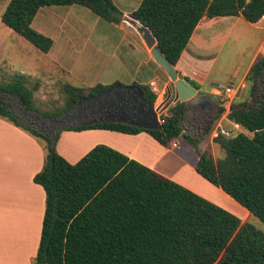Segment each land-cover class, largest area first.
Listing matches in <instances>:
<instances>
[{
    "label": "trees",
    "instance_id": "trees-1",
    "mask_svg": "<svg viewBox=\"0 0 264 264\" xmlns=\"http://www.w3.org/2000/svg\"><path fill=\"white\" fill-rule=\"evenodd\" d=\"M70 5L119 22L112 15L116 8L111 0H10L1 22L47 53L53 40L34 29L32 21L42 7ZM263 15L264 0H142L128 17L149 28L162 54L175 66L203 17L241 16L255 23ZM263 78L264 55H259L246 75L252 93ZM183 79L199 88L196 82ZM134 84L148 103H155L157 94L150 84ZM109 87L67 83L64 107L40 114L56 117L77 101ZM0 91L16 95L28 110L34 108L32 90L22 80L0 85ZM231 108L228 120L251 135L219 131L212 143L224 155L217 159L209 151L199 152L200 135L183 132L187 107L181 102L174 103L168 115H161V128L156 130L107 122L64 129L144 131L166 148L181 138L198 154L195 172L264 226V92L254 104H232ZM0 117L48 141L43 167L33 178L45 192V208L32 264H264V230L253 223L242 222L225 208L104 144L93 146L70 163L55 152L43 133L22 125L1 98ZM219 117L210 118L203 136L211 132Z\"/></svg>",
    "mask_w": 264,
    "mask_h": 264
},
{
    "label": "rangeland",
    "instance_id": "rangeland-1",
    "mask_svg": "<svg viewBox=\"0 0 264 264\" xmlns=\"http://www.w3.org/2000/svg\"><path fill=\"white\" fill-rule=\"evenodd\" d=\"M9 1H0V85H5L15 80H22L32 90L34 108L28 110L14 94L0 91V98L8 104L9 109L22 125L35 128L39 132L42 131L41 133L50 139V146H52V141L54 140L57 154L75 163L89 151V147L103 144L102 134L85 136L76 131L64 129L74 126L72 124L77 115L84 114V112L87 113V110L81 109L83 104L79 106L80 109L76 107L70 111L69 115L63 113L56 117H45L40 112H58L64 107L67 97L65 84L67 83L85 88H91L96 84L110 86L115 84L131 85L133 83L131 80L132 72H128L124 66L123 61L127 57L123 56L124 53L121 48L113 56L110 55L109 51L105 54L106 48L103 51L95 50L98 45L103 47L105 44L109 47L111 43H118L120 35L116 32H111L107 36L108 40H105V38L102 40L103 36L99 33V28L93 30L89 28L88 24L92 25L91 18L94 15L85 7L76 5L77 8L87 14L83 18L84 22L77 17L68 16L65 18V23L60 24V22H63L60 19H62L61 16L66 11L65 6H45L39 9L31 24L34 29L53 40L52 48L47 53H43L1 22V15ZM66 37L72 40L73 49L71 47L64 51L62 46L66 43ZM260 38L259 33L249 27L246 21L240 19V23L234 27L230 38L216 56L213 66V77L219 83V88L224 89L232 81L237 86L242 81V75L257 48ZM130 58L133 61L136 59L139 61L140 59L139 57ZM162 70L161 73L164 71ZM263 92L264 78L253 93L250 83L246 81L235 94V97H233L234 93L231 92L229 97H225V94L220 95L215 102L224 106L226 100L233 97L232 104L249 106L254 104L259 94ZM162 101L163 95L158 93L154 104L156 106L160 105ZM225 108L226 110L219 114V119L228 113V105ZM214 115H216V110H210L201 119L199 125L193 127V118L190 112L187 113L186 110L183 120V132L190 135H200L197 147L199 152L209 151L217 159L223 157L224 151L218 145L209 142L207 139L209 134L202 135L208 125V121ZM56 118L58 119L57 121H55ZM222 127L231 135L240 132L239 129L231 125L223 124ZM54 134L58 136L49 137ZM246 134L249 133L247 132ZM35 140L39 141L43 146L45 160L48 153V141L44 138ZM169 148H172L188 165L198 156L197 152L181 138L172 142ZM150 152L145 157L148 161L156 162V152L153 150ZM156 163L162 171L175 175L184 184L181 185H186L185 187L188 189L195 190L197 194L232 212L242 222L248 221L264 230V226L260 221L225 197L220 192V188L210 184L195 173L189 172L188 168L175 169L170 163L160 160H157ZM230 198L233 199L232 197ZM234 202L236 201L234 200ZM236 203L239 204L238 202Z\"/></svg>",
    "mask_w": 264,
    "mask_h": 264
},
{
    "label": "crops",
    "instance_id": "crops-1",
    "mask_svg": "<svg viewBox=\"0 0 264 264\" xmlns=\"http://www.w3.org/2000/svg\"><path fill=\"white\" fill-rule=\"evenodd\" d=\"M111 1L117 11L124 16H128L139 6L142 0ZM64 8L66 11L61 16L62 19L60 21L63 20V22H60V24L65 23V18L68 16L77 17L84 22L83 18L87 14L77 8L76 5L65 6ZM240 19L243 18L241 16L203 17L195 27L187 46L182 51L174 67L181 78H187L199 84V88H195L198 94H210L213 100H217L220 95L225 94V97H229L231 92H233V97H235V94L246 82V75L257 58L256 56L264 55L263 15L255 23L246 21L249 27L259 33L261 38L242 75V81L237 86H235L233 81L229 82L228 86L233 88L228 93L225 92V88L228 86L224 89L219 88V83L213 77V66L216 56L230 38L234 27L240 23ZM91 21L92 25L88 24L89 28L91 30L99 28V33L103 36L102 40L104 38L108 40L107 36L111 32L118 33L121 40L118 43H111L109 47L105 44L103 47L98 45L95 50L103 51L106 48L105 54L109 51L110 55L113 56L121 48L124 53L123 56L127 57L123 61L124 66L128 72H132L131 80L133 83L131 85L134 83L150 84L155 93L163 95L169 79L161 67L154 62L140 33L123 20L110 22L94 15ZM65 39L66 43L62 46L64 51L73 46L69 37ZM130 57H139L140 59L139 61L138 59L133 61ZM161 70L164 74L161 73ZM188 84L192 86L190 83ZM233 97L226 100L224 107L226 105L229 108L232 106ZM173 105L174 103L170 104L163 114L168 115L169 108ZM184 105L188 108L187 113L190 112L193 118V127H197L201 119L205 117V109L188 107L185 103ZM228 113L223 118H220L219 121L217 120L214 125L215 129L214 127L212 128V133L210 132L211 134L209 133L207 138L210 143H212L213 135H216L219 131L228 133L222 127L223 124L231 125L232 127L236 126L235 123L228 120ZM235 128L239 129L240 132L246 131L243 133L246 134L248 132L249 134L247 135H251L249 131L241 126H236ZM76 132L85 136L102 134L104 145L139 161L180 184L183 183L175 175L159 168L160 166L156 163L157 160L170 163L175 169L188 168L189 172L201 177L193 169L198 156L188 165L172 148L161 146L144 131L136 134L104 129H89ZM35 139L37 138L22 127L16 126L6 118L0 117V264H32L37 252L45 208V192L39 184L33 181V178L42 169L45 160L43 146ZM91 148L89 147L88 150ZM151 150L157 154L156 162L148 161L145 157V155L147 156L151 153Z\"/></svg>",
    "mask_w": 264,
    "mask_h": 264
},
{
    "label": "water",
    "instance_id": "water-1",
    "mask_svg": "<svg viewBox=\"0 0 264 264\" xmlns=\"http://www.w3.org/2000/svg\"><path fill=\"white\" fill-rule=\"evenodd\" d=\"M112 15L118 20H123L133 26L141 35L145 46L149 49L155 63L166 73L169 82L163 93V101L160 105L148 103L141 89L135 85L115 84L107 90L77 101L65 115L81 104L84 114L75 117L74 126H85L95 123H123L143 129L156 130L161 128V115L172 103H185L188 107H200L205 110H216L219 115L226 109L213 100L210 94H198L197 90L181 78L175 67L165 58L156 44V40L149 28L138 21L124 16L117 10ZM232 108H229L231 111ZM166 116V115H165ZM58 119L56 118L55 121ZM42 132V131H41ZM57 136H49L51 138ZM54 141V140H53ZM52 141V146L54 142ZM51 159L54 154L51 153Z\"/></svg>",
    "mask_w": 264,
    "mask_h": 264
},
{
    "label": "bare ground",
    "instance_id": "bare-ground-1",
    "mask_svg": "<svg viewBox=\"0 0 264 264\" xmlns=\"http://www.w3.org/2000/svg\"><path fill=\"white\" fill-rule=\"evenodd\" d=\"M220 192H221L225 197H227L230 201H232L236 206H238V207H240V208L246 210L245 208L241 207L239 204H237L236 202H234V200L231 199L230 196H228L227 194H225V193L222 192L221 190H220ZM246 211H247V210H246Z\"/></svg>",
    "mask_w": 264,
    "mask_h": 264
},
{
    "label": "built area",
    "instance_id": "built-area-1",
    "mask_svg": "<svg viewBox=\"0 0 264 264\" xmlns=\"http://www.w3.org/2000/svg\"><path fill=\"white\" fill-rule=\"evenodd\" d=\"M231 88H233V87L232 86H228L227 88H225V92L228 93L231 90ZM162 121L163 120L160 119V122H162ZM236 126H240V125L236 124ZM223 133L228 135V133H225V132H223Z\"/></svg>",
    "mask_w": 264,
    "mask_h": 264
},
{
    "label": "flooded vegetation",
    "instance_id": "flooded-vegetation-1",
    "mask_svg": "<svg viewBox=\"0 0 264 264\" xmlns=\"http://www.w3.org/2000/svg\"><path fill=\"white\" fill-rule=\"evenodd\" d=\"M204 112H205V114H204V115H207V114L209 113V112H208V110H205Z\"/></svg>",
    "mask_w": 264,
    "mask_h": 264
}]
</instances>
